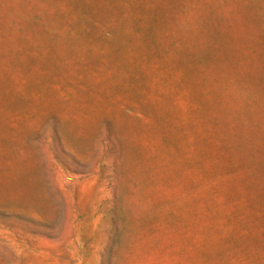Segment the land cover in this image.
I'll return each mask as SVG.
<instances>
[{
	"label": "rangeland",
	"instance_id": "obj_1",
	"mask_svg": "<svg viewBox=\"0 0 264 264\" xmlns=\"http://www.w3.org/2000/svg\"><path fill=\"white\" fill-rule=\"evenodd\" d=\"M0 264H264V0H0Z\"/></svg>",
	"mask_w": 264,
	"mask_h": 264
}]
</instances>
